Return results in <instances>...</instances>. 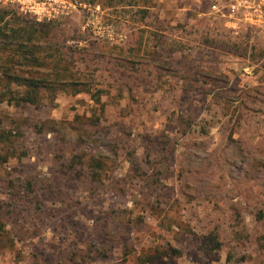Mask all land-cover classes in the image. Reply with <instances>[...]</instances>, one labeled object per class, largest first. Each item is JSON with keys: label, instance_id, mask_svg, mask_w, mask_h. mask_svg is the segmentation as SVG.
I'll use <instances>...</instances> for the list:
<instances>
[{"label": "rangeland", "instance_id": "374dc122", "mask_svg": "<svg viewBox=\"0 0 264 264\" xmlns=\"http://www.w3.org/2000/svg\"><path fill=\"white\" fill-rule=\"evenodd\" d=\"M98 2L0 0L54 22L100 95L0 103V264H264V31Z\"/></svg>", "mask_w": 264, "mask_h": 264}, {"label": "trees", "instance_id": "16d2710c", "mask_svg": "<svg viewBox=\"0 0 264 264\" xmlns=\"http://www.w3.org/2000/svg\"><path fill=\"white\" fill-rule=\"evenodd\" d=\"M76 1L99 3L98 0ZM126 5L133 7L135 4L128 2ZM146 10L147 8L137 6L136 11L144 13ZM54 26L52 21L28 20L13 9L0 6V103L39 106L45 97L53 100L58 92L70 94L84 92L91 100L99 102L98 90L91 91V78L87 80L80 78V71L76 69L75 64L70 63H74L77 58L74 57V52L80 49L75 46L59 45V41H56L57 36L54 35L58 30L53 28ZM162 30L159 29L160 38L164 36ZM100 106L103 111V104ZM39 123V129H44V122ZM190 124L192 121L188 120L184 126L187 128ZM186 132L183 128L181 133ZM1 136L3 134H0V138ZM85 157L93 174L98 175L104 165L103 162L96 160L93 155ZM73 158L70 165L82 164L80 155H74ZM77 158L79 159L75 162ZM1 220L2 216L0 222ZM171 251L179 253L176 248H171Z\"/></svg>", "mask_w": 264, "mask_h": 264}, {"label": "built area", "instance_id": "2783aa9c", "mask_svg": "<svg viewBox=\"0 0 264 264\" xmlns=\"http://www.w3.org/2000/svg\"><path fill=\"white\" fill-rule=\"evenodd\" d=\"M207 14L232 26L264 31V0H207Z\"/></svg>", "mask_w": 264, "mask_h": 264}, {"label": "crops", "instance_id": "0c3cea01", "mask_svg": "<svg viewBox=\"0 0 264 264\" xmlns=\"http://www.w3.org/2000/svg\"><path fill=\"white\" fill-rule=\"evenodd\" d=\"M140 7H144V8H147V9L149 8L148 6H140ZM141 24H142L141 26H146V25H144V23H141ZM162 31H161V33L164 35V32H162ZM219 52H221V51H219ZM209 53H213L212 48H210ZM214 55H215V52H214Z\"/></svg>", "mask_w": 264, "mask_h": 264}]
</instances>
